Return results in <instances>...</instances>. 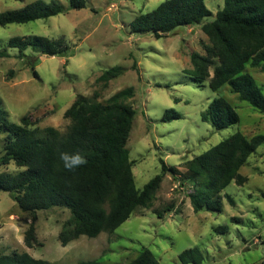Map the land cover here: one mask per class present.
Returning <instances> with one entry per match:
<instances>
[{"label": "rangeland", "instance_id": "obj_1", "mask_svg": "<svg viewBox=\"0 0 264 264\" xmlns=\"http://www.w3.org/2000/svg\"><path fill=\"white\" fill-rule=\"evenodd\" d=\"M35 1L0 0V13L23 9ZM56 1L64 7L60 15L0 27V110L7 112L11 123L21 124L28 117L31 129L52 127L66 133L71 121L65 112L79 96L105 103L119 91L133 87L135 97L128 103L136 116L127 148L136 187L143 190L162 174L161 158L179 174L164 173L152 207L137 209L114 233L82 236L65 247L59 235L71 218L68 209L37 212L36 240L30 248L25 242L32 223L30 214L22 211L8 192L0 190L1 253H28L51 264L88 260L129 264L149 249L161 264H183L180 254L198 247L204 255L202 264H264V144L242 167L244 184L233 181L223 191L221 212L204 209L195 213L189 199L192 186L181 178L189 160L233 134L240 132L248 139L264 135V114L241 101L229 86L214 92L210 80L200 87L186 74L193 69L192 53L205 55L203 44L209 40L202 26L215 20L224 0H205L212 16L200 25L178 27L162 38L135 31L132 23L165 0H86V7L80 10L72 9L68 0ZM34 36L64 39L70 46L69 54L54 57L31 49L22 54L8 45L14 37ZM117 66L124 69L123 74L103 88L97 79ZM246 71L264 89V70L248 64ZM218 97L235 108L238 124L216 130L202 120V114ZM167 111H175L181 118L164 122ZM1 124L0 120V157L6 138ZM23 170L13 162L0 165V174L15 175Z\"/></svg>", "mask_w": 264, "mask_h": 264}, {"label": "trees", "instance_id": "obj_2", "mask_svg": "<svg viewBox=\"0 0 264 264\" xmlns=\"http://www.w3.org/2000/svg\"><path fill=\"white\" fill-rule=\"evenodd\" d=\"M68 1L72 9L86 7V0ZM63 12L59 1L37 0L23 9L0 13V27L48 19ZM210 16L212 12L205 0H165L153 11L137 17L132 25L135 31L152 32L156 38H162L178 27L200 25ZM202 31L209 40L203 44L205 55L192 53L193 69L186 74L200 87L210 80L214 92L229 86L241 101L264 114V89L246 71L248 64L264 70V0H224L223 9L214 21L203 24ZM8 45L22 54L31 49L56 57L67 56L70 51L64 39L53 41L40 36L14 37ZM123 72L122 67H113L104 71L97 82L107 88ZM134 97L133 87L119 91L105 103L79 96L65 112V118L71 121L66 133L52 127L31 129L28 117L21 124L11 123L7 112L0 110L1 130L6 134L0 165L13 162L24 168L15 175L0 174V190L8 192L19 208L31 216L32 223L25 234L28 247L32 248L36 240L39 211L57 207L70 211L71 218L59 235L65 247L82 236L96 238L102 233H114L137 209L152 207L164 173L179 174L161 158L162 174L150 180L143 190L136 187L127 148L136 116L128 101ZM180 118L177 112L167 111L163 121ZM202 120L216 130H224L238 124L240 117L225 98L218 97L202 114ZM263 144L264 135L248 139L238 132L189 160L181 178L192 186L189 199L194 212L204 209L221 212L223 191L233 181L244 184L240 171ZM65 153L79 155L83 162L69 167L62 159ZM261 195L264 199V191ZM229 200L233 203L232 198ZM179 259L183 264H202L204 255L195 247L183 251ZM0 264L51 263L28 253L8 255L0 250ZM78 264H94V261ZM129 264L161 263L152 251L144 249Z\"/></svg>", "mask_w": 264, "mask_h": 264}, {"label": "clouds", "instance_id": "obj_3", "mask_svg": "<svg viewBox=\"0 0 264 264\" xmlns=\"http://www.w3.org/2000/svg\"><path fill=\"white\" fill-rule=\"evenodd\" d=\"M62 159L66 162V165L69 167H71L73 164H79L83 162L79 155L69 156L66 153L62 154Z\"/></svg>", "mask_w": 264, "mask_h": 264}]
</instances>
